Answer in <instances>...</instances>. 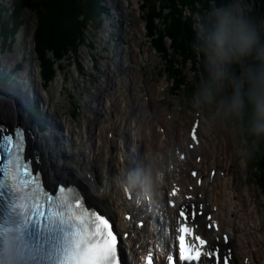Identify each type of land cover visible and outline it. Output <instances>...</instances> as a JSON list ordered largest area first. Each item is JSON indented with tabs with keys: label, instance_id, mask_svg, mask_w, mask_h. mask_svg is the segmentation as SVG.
Returning <instances> with one entry per match:
<instances>
[{
	"label": "rangeland",
	"instance_id": "374dc122",
	"mask_svg": "<svg viewBox=\"0 0 264 264\" xmlns=\"http://www.w3.org/2000/svg\"><path fill=\"white\" fill-rule=\"evenodd\" d=\"M117 1L118 3L116 1L113 2L112 0H103L100 2L101 9H103L101 12L102 15L99 19H96L95 21L92 20L89 24H86L87 22L84 17L80 19L83 21V24L86 25L83 29L84 44L80 45L76 54H69L66 58L61 61L59 60L58 63L55 64L56 78L54 80L47 83L43 81L44 92L47 93L51 90L52 99L57 106V109L61 110L64 115L65 121L67 120L68 122V116L70 115L69 124L73 129V134L70 135V139L71 141H74L75 147L77 148L76 151L81 152L83 155H85L84 152H87L85 150L87 149L85 146L87 137L86 134L83 133V125L86 116L91 115L89 112V106L92 104L88 101L87 95L98 88L102 91V97H105L106 95L109 96V98H107L111 105L109 106L108 115L106 116L105 114L106 119L104 117L101 119H93L96 124H99V131L104 130V132H102L104 134V141H107V133L111 130V128H108V124H112V121H114L115 128L113 126L112 128L115 130V142L118 146H121L120 142L124 140V137L119 125L122 120H125L126 112L130 110L129 104L122 106L121 102L122 100L129 101L130 95L128 92V83L129 81L131 83L134 78L135 81L133 80V82L136 84L140 97L147 95L150 102L154 103L156 101L155 103L159 104L162 112L164 110L163 118L164 113L167 114V117L168 114L172 117L176 116L175 124L180 125L182 123L183 126L189 130L195 116L203 112L205 120L203 119L202 123L207 130V132L204 133L206 139L210 142L217 143L218 145L222 143L220 137V134H222L231 141L232 145L230 149L233 162L229 164V168L232 176L235 178V186L241 195L243 207L247 209L251 207V204L253 203L256 208L255 210L259 212L262 226L260 233L264 235V193L259 188L257 181L259 173L252 162L256 142L246 134L240 123L215 116L214 108L209 107L202 110H195L192 106V98L200 88L202 82L206 79L205 76H207V74H204V58L199 52L198 47L190 49L189 52L184 54H192L195 56L196 62L191 58L179 56L178 53L175 54L172 47L174 42L165 33L168 25L163 19L154 20L155 29L153 30V34H151L148 27V17L150 12L149 2L155 4H153V6L155 7L156 12H161L163 17L168 16L171 13L169 3H161L160 0ZM202 1L207 2V0ZM230 2H232V0H210L207 5H205V3L204 5L199 4L198 9L195 11H191V9L187 7L184 9V12L181 13L183 22H190L189 19H191L193 22V30L199 35L204 29L203 26H208L210 20L209 13L214 8ZM0 3L4 6L5 11L8 12L3 14L5 20L10 16L11 18L15 16V13L20 8L21 4L20 0H9V3L0 0ZM235 3L254 25H260L263 23L259 21V13L262 9V5L259 8L258 4H261L260 0H235ZM117 4L119 10H117ZM115 14H119V16H115ZM20 20L23 21V25L18 31V33H22L19 35L17 33L18 39L17 36L15 39L17 40V46L12 50V55L3 51L1 62H16L18 58L22 56L24 57L26 54L28 55L27 60H29V58L32 57L31 52L24 50L21 56H19L18 51L23 50L24 45L26 44L25 37L31 33L34 51L33 67L36 64L40 69H43V61L41 62L38 57L35 42V33L39 28L38 14L31 10V8L24 9L22 10ZM259 34L261 38L264 37V31ZM14 42H11L10 44L13 45ZM4 45L3 42V47ZM161 49L165 53H163ZM30 51H32V49ZM83 52H87L89 57L85 56ZM47 58H52V63L53 61L54 63L56 62L52 53L47 54ZM128 61L130 62V65L123 73L119 72L120 70L117 68H121L120 63L124 65ZM179 71L183 78L180 81L179 76L177 75ZM109 75L112 78H110ZM116 75H119V77ZM60 78L63 79V82L61 88L57 91L58 84L56 82ZM119 79L120 88L118 85ZM116 80L118 81L117 83ZM108 84L114 89H117L118 92L115 93V96L118 95L116 96L118 98V100L116 99L117 101H114L111 89H107ZM164 93L166 95H164ZM168 97L170 98L169 101L167 100ZM6 104L7 103L0 101V109ZM92 105H96V103H93ZM12 107L16 113L15 116H17L16 120H19L17 110L14 108L13 104ZM144 108L147 109L145 105ZM148 120L153 122L154 118L150 116ZM156 120H160L159 117H156L155 121ZM0 121L8 122L4 119H0ZM178 141L179 136L177 139H173V143L167 142V144L176 145ZM106 147V144L104 147L103 145L99 146V152L96 151L94 157L90 159H83V157L79 156L77 160L72 156L73 158L71 161L74 165L80 166L83 169V166L85 165L84 163L89 159L85 166L86 169L97 175V179L101 186H110L111 192L109 194L108 191L107 195H109L112 202H117L122 200V186L120 184L121 170L118 167L119 165H117L118 163H116L118 161L115 159V157L117 158L116 153L119 152V149L115 146V151L111 157V160H114L113 162L115 163H110V166H108L105 164V159L101 152ZM205 148L208 149V146ZM73 150L74 149H72V151ZM94 151L95 149H93L92 152ZM206 153L210 155L209 150H207ZM56 154L57 152H55L54 155ZM221 156L223 155L221 154ZM225 162L226 161H224L222 157L220 159L218 158V171H227L228 167ZM89 165L92 166V169L89 168ZM246 190L249 192L248 195L246 194ZM205 203H207L206 196ZM252 234L257 240H260L256 232H252ZM242 253V256H246V251H243Z\"/></svg>",
	"mask_w": 264,
	"mask_h": 264
},
{
	"label": "bare ground",
	"instance_id": "6f19581e",
	"mask_svg": "<svg viewBox=\"0 0 264 264\" xmlns=\"http://www.w3.org/2000/svg\"><path fill=\"white\" fill-rule=\"evenodd\" d=\"M112 1L118 3L117 0ZM117 10H119L118 4ZM25 40L26 44L23 50L18 51L19 56H21L24 50L34 54L32 34H28ZM31 49L32 51H30ZM83 54L89 57L87 52H83ZM8 63L14 64L15 62L8 61ZM33 65L34 59L32 58L25 72L21 74L19 82L21 85L20 88L23 90H25L24 88L26 86H29L30 89L33 88L39 95L47 116L53 118L58 125V129L52 125L53 127H51L49 131L42 133L44 135L47 134V136L49 135L47 141H35L32 139L34 144H31L30 153L34 157L35 164L44 172L50 183L65 181L73 182L79 186L82 184L87 185L88 194L86 198L88 202L99 207L103 212L107 213L109 217L113 218L116 227L118 226L121 233H130V237L126 239L122 249L128 250L130 254L134 256V264H143L147 254L153 250L157 251V264H165L158 245L160 246L162 242H166L168 240V235H165L163 229L159 227L157 216H162L164 219L163 221L166 220L176 225L178 220V208L198 209V206L200 207L204 204V199L202 197L204 194L209 202V205L204 208H206L209 213L212 212L214 216L210 221V225L219 228L216 232L217 234L214 233L215 231H208L209 240L211 242L216 241L220 244L221 242L223 243V236L225 234L229 237L224 249H221L222 256L225 257V259L231 257L232 264H245L246 259H248L246 264H264V235L260 233L262 227L261 217L259 212L255 210L256 208L253 203L251 207L247 209L242 205L241 195L235 186V178L232 176L229 168V164L233 162L230 149L232 145L231 141L222 134H220L222 146L221 144L217 145V143L208 141L204 135L207 130L202 124L199 129L201 143L199 146L193 148V150H189L187 145L189 146L190 143L188 138L190 129H186L182 123L180 124L181 126L175 124L176 116L169 121L167 119V114L164 113L163 118L164 110L162 112L159 104L155 103L156 101L154 103L150 101L145 103L144 97H140L138 93L136 84L133 82L135 79L133 78L131 83L130 81L128 83L129 101L122 100L121 102L122 106L129 104L130 110L126 112L125 120H122L119 125L124 140L120 142L121 146H118L115 142V138L107 141L103 140L104 134L102 132H104V130L99 131V124H96L93 119L105 118V114L106 116L108 115L109 97H102L100 88L91 91V93L87 95V99L92 104L96 103V105L90 104L89 112L91 115L86 116L83 125V133H85L87 137L85 144L87 147L85 150L87 152H84L85 155H81L83 159H90L94 157V153L98 151L99 146L103 145L104 147L106 144L107 147L101 152L104 156L105 164L110 166V163H115L113 162L114 160H111V157L113 156V149L116 146L119 149V152L116 153L117 158L115 157V159L118 161L116 163H118L117 165H119L118 167L121 170L120 184L126 180V174L128 176L130 173L133 176L130 182L126 180L128 184L123 183V189L128 188L132 198L129 199V194L124 189L123 196L125 202L121 200L112 202L109 195H107L108 191L109 194L111 192L110 186H101L96 174L89 173L86 170L85 166L89 159L87 162L84 161L85 165L83 169L80 166L74 167L75 165L69 163V159H65L62 164L55 160L54 148H56L57 151L66 153L68 144L74 142L70 140V135L73 133V129L69 124L70 115L68 116V122L67 120L65 121L64 115L61 110L57 109L52 99L51 90L47 93L43 90L39 66L35 64L33 67ZM129 65V61L124 65L120 63L121 68L117 69L120 70L119 72L123 73ZM116 76L119 77V75ZM110 78L112 77L110 76ZM62 82V78L57 80V91L61 88ZM117 82L116 80V83ZM107 89H111L114 101H117L118 98L116 96L118 95L115 96V93L118 92L117 89H114L109 84L107 85ZM14 92L11 90V94H6L5 98L0 99L1 102L7 103L0 109V119L8 121H0V124L7 123L6 125L11 128L19 124L18 122L20 121L19 112L17 111L19 120H16L17 116H15L16 113L12 107V104L14 106V100L11 95H13ZM164 95L166 94L164 93ZM167 100L169 101L170 98L168 97ZM146 104H148L145 106L147 109L144 108ZM150 116L154 118L153 122L148 120ZM156 117H159L160 120L155 121ZM114 125L115 122L112 121V124H108V128ZM161 128H165L163 133L161 132ZM36 132L40 135L38 131ZM54 133H58L59 135L53 137ZM178 136L179 141L176 145L167 144V142L173 143V139H177ZM204 146H208V149ZM93 149H95L94 152H92ZM179 150L185 151L184 153L187 154L184 160L180 159L179 155H177V151ZM207 150L210 151V155L206 153ZM221 154L223 156H221ZM197 157H202V160L197 162ZM221 157L226 161L225 163H227V175L223 178L220 177L219 173L215 174L214 177L210 176L211 171L218 166V158L220 159ZM37 159L39 161L38 164L36 163ZM193 170H198V178L203 177L205 174L208 178H205L201 185H197V178L190 175V172ZM145 189H148L149 193L157 197L160 205L159 209L157 207L158 212L153 208L147 209V206L139 203L140 199L138 197H141L140 192ZM172 191H176V195L173 198L171 196ZM248 193V190H246L247 195ZM198 195L201 197L198 198ZM166 201L176 202V208L171 209L166 206ZM147 212H149L150 215ZM127 214L133 215V220L130 222L124 219V216ZM135 219L145 220L146 222H150V225L140 230L137 228L138 221L136 222ZM131 224H133V227ZM252 232H256L260 240H257ZM138 239L140 243L137 241ZM144 250H146V252ZM243 251H246V256H242Z\"/></svg>",
	"mask_w": 264,
	"mask_h": 264
},
{
	"label": "clouds",
	"instance_id": "9594fccd",
	"mask_svg": "<svg viewBox=\"0 0 264 264\" xmlns=\"http://www.w3.org/2000/svg\"><path fill=\"white\" fill-rule=\"evenodd\" d=\"M197 37L206 79L192 98L195 110L240 123L254 142L264 140V43L251 20L232 2L214 8Z\"/></svg>",
	"mask_w": 264,
	"mask_h": 264
},
{
	"label": "snow or ice",
	"instance_id": "6c2138e0",
	"mask_svg": "<svg viewBox=\"0 0 264 264\" xmlns=\"http://www.w3.org/2000/svg\"><path fill=\"white\" fill-rule=\"evenodd\" d=\"M6 132L0 127V133ZM4 144L8 146L7 152L9 156V164L11 167L5 169V174L9 180V192L18 193L21 187H27L30 177L38 175L32 172V161L24 158V149L26 147L25 131L17 127L11 134L2 135ZM195 132L193 139H195ZM183 157H181L182 159ZM36 163L39 161L37 159ZM195 175V173H193ZM57 187L52 186V191L55 192ZM81 194L87 196V185H80ZM175 194V193H173ZM77 202L76 207H80ZM91 208V205H89ZM11 213L20 218L16 227L7 229L8 233H12V237L7 246L5 259L0 260V264H29L30 261H37L45 258L43 249L37 250L30 248L23 242L24 229L27 228L31 217L27 213L25 205L16 202L15 198L9 204ZM31 216H43L44 213L39 211V206L34 205ZM58 215V214H54ZM91 215L94 216V222L86 224L82 216L71 218L75 223H68L62 231L64 239L59 242V246L55 248L54 253L48 254V259L54 260L55 264H122L120 259V251L125 245L127 233H121L118 226L114 230V222L110 223V218L99 211L93 210ZM181 217H185V212L181 210ZM49 222H53L52 217H49ZM36 224L40 221L36 220ZM61 223L64 220L61 219ZM179 260L188 262V264H203L205 259L216 257V250L204 252L200 249L206 244V241L196 236L200 248H196L191 244L186 243V236L191 234V229L181 225L179 228ZM227 242V236L224 237ZM168 259L171 261L172 257ZM151 257H149V261Z\"/></svg>",
	"mask_w": 264,
	"mask_h": 264
},
{
	"label": "trees",
	"instance_id": "16d2710c",
	"mask_svg": "<svg viewBox=\"0 0 264 264\" xmlns=\"http://www.w3.org/2000/svg\"><path fill=\"white\" fill-rule=\"evenodd\" d=\"M102 1L20 0V8L15 13V16L12 18L10 16L7 20H5L3 14L8 12L5 11L4 6L0 3V41H3L5 44L2 51L13 50L16 34L23 25V21L20 20L22 10L31 8V10L37 12L39 19V28L35 33V42L38 57L41 62L43 61L42 77L46 83L51 82L56 78L55 64L59 60L61 61L66 58L69 54H76L80 45L84 44L83 29L86 25L80 19L84 17L87 22L86 24H89L92 20L99 19L103 10L100 6V2ZM208 1L210 0H207V2L202 0H160L161 3H169L171 8V13L164 17L161 12H156L153 6L154 3L151 4L149 2L148 27L151 34H153V30L155 29L154 20L163 19L168 25L165 33L174 42L172 47L175 54L178 53L179 56L191 58L196 62L195 56L192 54H184L189 52L190 49L197 47L198 34L193 30V22L191 19H189L190 22H183L181 13L187 7L191 11H195L198 9L199 4L204 5L205 3L207 5ZM260 1L262 9L260 10L259 16L261 20H264V0ZM203 27L206 28L207 25ZM263 38H261V42ZM11 42H14L13 45L10 44ZM162 52L165 53L163 50ZM49 53L53 54L55 63L54 61L52 63V58H47V54ZM204 72V74H207L206 70ZM177 75L179 76V81L183 79L180 71ZM252 159L253 165H255L259 173L257 179L258 184L264 193V140L256 142Z\"/></svg>",
	"mask_w": 264,
	"mask_h": 264
},
{
	"label": "water",
	"instance_id": "95a60500",
	"mask_svg": "<svg viewBox=\"0 0 264 264\" xmlns=\"http://www.w3.org/2000/svg\"><path fill=\"white\" fill-rule=\"evenodd\" d=\"M19 125V124H18ZM19 126H21V125H19Z\"/></svg>",
	"mask_w": 264,
	"mask_h": 264
}]
</instances>
